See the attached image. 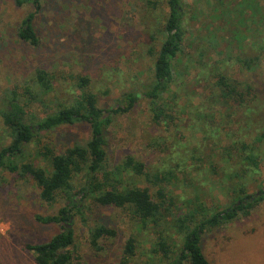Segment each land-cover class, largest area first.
<instances>
[{"label":"rangeland","instance_id":"374dc122","mask_svg":"<svg viewBox=\"0 0 264 264\" xmlns=\"http://www.w3.org/2000/svg\"><path fill=\"white\" fill-rule=\"evenodd\" d=\"M252 1L256 16L249 8L245 14L254 19L247 21L254 33H248L247 46L239 49L231 43L233 28L226 13L246 0H185L182 51L173 62L176 75L171 92L157 104L167 115L157 122L155 105L144 92L154 77L155 54L168 16L167 0H42L33 20L37 45L18 35L23 21L34 12L33 5L0 0V150L12 141L3 113L14 99L21 102L28 122L34 124L47 109L73 100L77 93L74 76H88L90 90L98 94L103 108L118 106L126 93L142 94L130 110L115 115L108 129L110 163L133 155L146 164L149 173L174 169L178 181L163 186L173 191L179 208L186 209L189 199L199 197L198 202L206 204L210 213L224 209L233 195L226 188H231L230 182L223 179L232 166L223 150L234 137L252 140L258 135L259 122L264 123V48L257 45L256 49L253 43L264 38V0ZM237 18L234 23L241 26L242 19ZM260 53L262 59L252 69L237 60ZM37 68L54 77V89L43 98L45 103L33 101L29 95V90L39 91ZM220 75L241 90L251 88L246 107L222 99L217 88ZM90 134L87 123L41 131L36 142L25 147L22 160L49 167V161L37 154L40 147L48 144L61 153L75 143H85ZM135 181L153 194L158 190L145 177ZM263 186L264 155L247 191L255 193ZM64 204L63 199L52 205L41 202L32 178L1 170L0 264H37L25 244L47 242L62 226L40 223L36 215L54 214ZM179 212L175 207L167 219ZM87 218L86 222L74 219L73 264H169L150 254L156 240L152 224L140 230L128 211L114 206L96 207ZM96 223L117 231L115 237L101 240V250L89 241L90 227ZM165 226L157 228L166 230ZM130 237L137 239L138 248L134 257L124 261ZM201 244L213 264H264V200L249 215L207 230Z\"/></svg>","mask_w":264,"mask_h":264},{"label":"trees","instance_id":"16d2710c","mask_svg":"<svg viewBox=\"0 0 264 264\" xmlns=\"http://www.w3.org/2000/svg\"><path fill=\"white\" fill-rule=\"evenodd\" d=\"M16 1L18 5L31 4L35 9L23 21L18 35L22 40L37 45L39 38L33 20L42 7V0ZM184 3L185 0H167L168 16L161 29L162 43L155 54L154 77L145 87L144 95L155 105L154 119L157 122L167 115L166 110L157 104L165 94L171 92L176 75L173 62L182 51L185 35ZM255 7L252 0H246L234 5L226 13L229 18L228 24L233 28L231 43L236 44L239 49L247 46L245 41L249 37L248 33L253 32L247 21L252 23L254 19L245 14L246 8L256 16ZM236 17L242 19L241 26L234 23ZM258 35L260 34L257 33L256 36ZM253 43L256 49L257 45L260 49L264 48V38ZM261 59L260 53L251 58L239 56L237 60L244 68L252 69L259 65ZM53 78L51 72L37 68L35 82L39 91L33 93L29 90L30 98L45 103L43 98L54 89ZM73 80L77 89L73 100L70 103L60 102L56 109H47L45 116L34 124L28 122L27 111L17 99H14L10 103V108L3 113L4 121L11 130L12 141L10 145L0 150V171L32 178L39 189V199L43 203L52 205L58 199H63L65 203L54 214L36 215V220L40 223L62 226L61 231L47 242L25 244L26 249L33 253L36 263L73 264L74 257L70 248L76 241L75 217L86 222L94 208L114 206L128 211L140 230L152 224L156 237L150 248V254L153 256L168 260L169 264H213L204 253L202 235L210 228L232 222L239 216L249 215L264 200V186L255 193L247 191V185L260 171L264 155V123L259 122L258 135L252 140L234 137L223 150V156L229 164L232 163L223 177L231 184V188L226 186L232 191L231 204L210 213L206 204L198 202L199 197H196L189 199L187 208L183 209L178 207L173 191L171 189L167 191L163 186L178 181L179 176L174 169L149 173L146 164L133 155L124 156L116 163L109 161L108 129L115 115L130 110L142 94L126 93L118 106L103 108L99 105L98 94L90 90L91 80L88 76L76 75ZM217 88L223 100L246 107L250 87L245 88L246 91L241 90L225 75H220ZM76 123H87L90 126V138L85 143H75L61 153L44 144L37 154L49 161V167L22 160L25 157V147L36 142L41 131H52ZM248 134L250 133L245 135ZM137 177H145L151 184L157 186L156 193H151L149 187L139 186L135 181ZM175 207L180 209L179 214L168 220ZM163 224H166V230L157 228ZM89 233V241L96 250L102 249L101 240L117 235L114 228L102 223L90 227ZM137 248V239L130 237L125 244L124 261L134 257Z\"/></svg>","mask_w":264,"mask_h":264}]
</instances>
